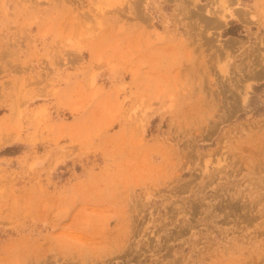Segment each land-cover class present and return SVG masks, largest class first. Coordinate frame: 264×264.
I'll return each instance as SVG.
<instances>
[{
  "label": "rangeland",
  "instance_id": "1",
  "mask_svg": "<svg viewBox=\"0 0 264 264\" xmlns=\"http://www.w3.org/2000/svg\"><path fill=\"white\" fill-rule=\"evenodd\" d=\"M0 264H264V0H0Z\"/></svg>",
  "mask_w": 264,
  "mask_h": 264
}]
</instances>
